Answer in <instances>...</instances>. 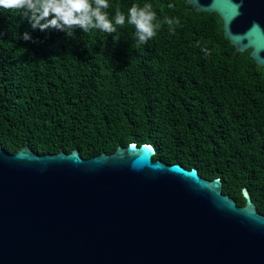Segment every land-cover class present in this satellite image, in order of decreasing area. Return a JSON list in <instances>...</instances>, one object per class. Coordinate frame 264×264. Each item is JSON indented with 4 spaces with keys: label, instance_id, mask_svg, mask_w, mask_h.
I'll use <instances>...</instances> for the list:
<instances>
[{
    "label": "trees",
    "instance_id": "1",
    "mask_svg": "<svg viewBox=\"0 0 264 264\" xmlns=\"http://www.w3.org/2000/svg\"><path fill=\"white\" fill-rule=\"evenodd\" d=\"M108 2L110 18L117 8L127 14L151 4L155 37L137 47L127 24L111 35L78 29L67 37L0 10L3 148L78 149L89 159L149 144L155 160L220 179L240 206L247 188L264 215V68L250 50L235 54L218 14L196 12L186 0ZM168 18L179 19L174 30ZM25 32L35 42L19 39Z\"/></svg>",
    "mask_w": 264,
    "mask_h": 264
},
{
    "label": "water",
    "instance_id": "2",
    "mask_svg": "<svg viewBox=\"0 0 264 264\" xmlns=\"http://www.w3.org/2000/svg\"><path fill=\"white\" fill-rule=\"evenodd\" d=\"M216 13L264 68V0H186ZM149 144L85 159L0 142V264H264V215L220 179L155 160Z\"/></svg>",
    "mask_w": 264,
    "mask_h": 264
},
{
    "label": "clouds",
    "instance_id": "3",
    "mask_svg": "<svg viewBox=\"0 0 264 264\" xmlns=\"http://www.w3.org/2000/svg\"><path fill=\"white\" fill-rule=\"evenodd\" d=\"M109 7L108 0H0V10L21 12L31 28L41 32L55 30L72 37L79 29L85 33L96 30L111 35L118 27L127 24L135 30L137 47L155 37L160 25L155 22L156 13L152 11L151 4H133L127 14L117 8L112 18L107 12ZM165 23L174 30L179 19L168 18ZM19 39L35 42L28 32L19 34ZM118 40V37H114V42Z\"/></svg>",
    "mask_w": 264,
    "mask_h": 264
}]
</instances>
